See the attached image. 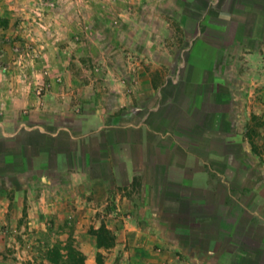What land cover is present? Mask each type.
Masks as SVG:
<instances>
[{"label": "crops", "instance_id": "crops-1", "mask_svg": "<svg viewBox=\"0 0 264 264\" xmlns=\"http://www.w3.org/2000/svg\"><path fill=\"white\" fill-rule=\"evenodd\" d=\"M40 4L0 0V137L26 134L25 173L68 175L123 247H146L153 233L183 255L170 251L161 264H243L248 233L264 248V200L245 185L246 194L231 191L240 183L227 170L237 166L221 151L238 143H227L226 79L234 85L242 56H264V0H192L176 19L185 45L172 65L142 63L140 33L124 35L121 49L108 43L114 34L100 37L89 56L76 31L72 39L37 22ZM103 197L105 208H94Z\"/></svg>", "mask_w": 264, "mask_h": 264}, {"label": "rangeland", "instance_id": "rangeland-1", "mask_svg": "<svg viewBox=\"0 0 264 264\" xmlns=\"http://www.w3.org/2000/svg\"><path fill=\"white\" fill-rule=\"evenodd\" d=\"M191 1L41 0L35 16L40 23L51 20L50 23L47 21L51 26L46 30L57 28L72 39L76 31L82 36L83 50L89 56L94 41L104 39L100 37L114 34V40L108 43L121 49L124 35L128 37L140 33L141 44L147 53L144 58L147 62L144 60L142 63L152 65L157 58L164 64L172 65L185 45L182 37H178L181 32L176 29V19ZM43 3H51V6L47 8ZM125 16L130 18L126 25L123 21ZM37 22L33 24L37 26ZM126 50L130 55L137 56L132 54L134 48ZM238 60V74L229 77L235 80L234 85L226 79L229 101L226 106L227 143L231 139H236L238 143L221 148V151L233 153L222 163L230 165L235 162L237 166V169L228 167L227 170L228 178L240 183L231 186V191L238 189L246 194L244 185L253 188L260 195L254 201L260 203L264 200V56L256 59L242 56ZM233 61L227 59L229 64L223 66L225 72L234 70ZM167 74L171 76L170 71ZM233 132L238 136L235 137ZM43 176L38 177L34 171L11 178L15 184L0 181V264H50L47 259L49 250L58 241L64 245L68 236L83 254L84 264H88L89 256L96 264L97 254L101 255L103 264H161L162 257L170 258V251L173 255L183 256L168 249L167 241L160 242L159 235L156 237L153 233L147 235L150 240L146 247L137 244L127 249L122 246L123 235L111 233L115 238L113 246L119 244V247L97 249L91 231L101 225L106 227V219L100 217L101 212L90 210V195L82 194L88 198L84 204L80 202L79 190L67 184L72 182L68 175L46 173ZM105 202L104 197L96 200L94 208H105L100 206ZM258 209L264 212V203ZM82 212H86V216H81ZM165 238L178 239L188 246H201L198 241L191 242L189 235L166 234ZM61 253L66 255L68 252L64 249Z\"/></svg>", "mask_w": 264, "mask_h": 264}, {"label": "trees", "instance_id": "trees-1", "mask_svg": "<svg viewBox=\"0 0 264 264\" xmlns=\"http://www.w3.org/2000/svg\"><path fill=\"white\" fill-rule=\"evenodd\" d=\"M27 136L22 134L16 140L5 139L0 137V181L11 182L15 184L11 178L17 174L25 173L24 170L27 166H30L29 159H27L26 143ZM41 148H39L40 150ZM35 155H32L33 160ZM39 156V155H38ZM19 157V158H18ZM21 160L23 170L18 169V160ZM19 160V162H20ZM260 229L264 227V223L260 224ZM91 234L95 237V244L97 249H108L111 248L115 243V238L111 232L104 226L101 225L98 229L92 230ZM242 243L245 247L240 249L238 252L246 257L247 261L243 264H264V248L259 247L262 245L261 239L252 238L251 234H245ZM256 241L251 243L250 241ZM73 239L68 236L64 245L60 241L49 250L47 259L50 264H84L83 254L72 244ZM201 244V243H200ZM257 244V245H256ZM66 249L67 254L63 255L62 250ZM96 264H103L100 254L96 256Z\"/></svg>", "mask_w": 264, "mask_h": 264}, {"label": "built area", "instance_id": "built-area-1", "mask_svg": "<svg viewBox=\"0 0 264 264\" xmlns=\"http://www.w3.org/2000/svg\"><path fill=\"white\" fill-rule=\"evenodd\" d=\"M45 7H50L51 6V3H43Z\"/></svg>", "mask_w": 264, "mask_h": 264}]
</instances>
